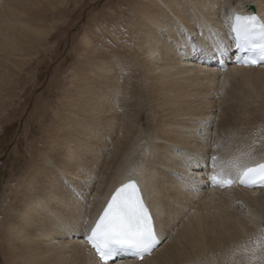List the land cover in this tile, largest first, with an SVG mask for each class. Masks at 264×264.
I'll return each mask as SVG.
<instances>
[{"label":"bare ground","instance_id":"1","mask_svg":"<svg viewBox=\"0 0 264 264\" xmlns=\"http://www.w3.org/2000/svg\"><path fill=\"white\" fill-rule=\"evenodd\" d=\"M135 1L127 32L94 23L101 42L89 41L91 59L80 62L89 67L75 72L41 144L27 150L0 213V264H96L81 220L133 178L161 243L141 261L111 264H264V187L207 186L214 172L235 178L234 165L264 161V67L222 71L192 55L229 45V17L264 16V0ZM61 2L0 0V99L42 38L28 21ZM236 76L243 83L232 94Z\"/></svg>","mask_w":264,"mask_h":264},{"label":"rangeland","instance_id":"2","mask_svg":"<svg viewBox=\"0 0 264 264\" xmlns=\"http://www.w3.org/2000/svg\"><path fill=\"white\" fill-rule=\"evenodd\" d=\"M62 2L58 4L56 12H49L46 20L40 21L36 17L28 21L30 29L37 28L42 38H37L30 46V51L24 56V64L17 62L19 66L16 64V67L21 70H17L18 75L14 77L13 86L0 99V213L5 206V200L8 199L10 187L18 182L29 164L27 150L35 146L33 143L41 144V137L48 128L50 118L58 112L57 100H61L65 94L68 95L69 88L76 81L75 72L80 68L84 70V66L89 67L87 61L84 62L86 65L82 66L80 62L89 59L91 41L94 45L101 42L100 30L96 29L94 23H100L114 31L115 28H122L125 26L127 7L136 1ZM131 15L132 13H129V16ZM124 32H127L126 26ZM42 41L45 43L42 44ZM110 41L105 35L102 44ZM234 79L229 83L234 88L227 86L232 94L236 93L237 87L243 83L241 77L237 79L236 76ZM236 98L237 96L234 100ZM228 121V117H222V123ZM1 261L0 258V263Z\"/></svg>","mask_w":264,"mask_h":264},{"label":"snow or ice","instance_id":"3","mask_svg":"<svg viewBox=\"0 0 264 264\" xmlns=\"http://www.w3.org/2000/svg\"><path fill=\"white\" fill-rule=\"evenodd\" d=\"M227 22L235 49L247 54L240 63L245 66L264 63V20L255 14L233 13ZM212 160L215 162L217 157L212 156ZM233 167L237 171L235 178L225 175L223 170L219 175L214 172L210 176L212 184L264 187V161L244 168ZM81 224L85 232L84 242L90 247L96 264H109L121 253L142 259L160 243L155 218L133 179L115 189L95 219H82Z\"/></svg>","mask_w":264,"mask_h":264}]
</instances>
